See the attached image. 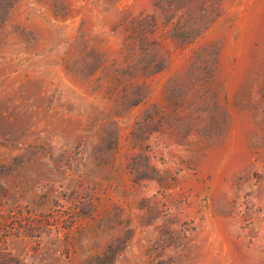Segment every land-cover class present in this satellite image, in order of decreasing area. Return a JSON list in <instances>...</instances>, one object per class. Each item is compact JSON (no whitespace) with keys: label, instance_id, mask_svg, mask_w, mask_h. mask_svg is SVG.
<instances>
[{"label":"rangeland","instance_id":"374dc122","mask_svg":"<svg viewBox=\"0 0 264 264\" xmlns=\"http://www.w3.org/2000/svg\"><path fill=\"white\" fill-rule=\"evenodd\" d=\"M0 264H264V0H0Z\"/></svg>","mask_w":264,"mask_h":264}]
</instances>
